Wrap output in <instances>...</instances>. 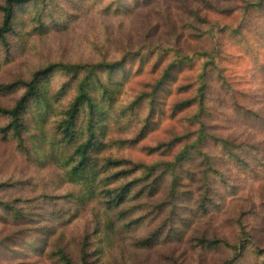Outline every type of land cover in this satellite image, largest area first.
I'll use <instances>...</instances> for the list:
<instances>
[{
    "label": "trees",
    "instance_id": "trees-1",
    "mask_svg": "<svg viewBox=\"0 0 264 264\" xmlns=\"http://www.w3.org/2000/svg\"><path fill=\"white\" fill-rule=\"evenodd\" d=\"M261 1L247 4L243 11L262 12ZM64 2L0 0V68L10 62V53H25L29 48L27 37L59 31L65 26L63 15L69 16V22L73 20L74 15L63 10ZM72 2L69 1L70 5H74ZM140 3L118 6L117 2L115 10L131 11ZM197 4L200 8L196 11L187 7L189 18L205 26L200 13L219 10L209 0H198ZM243 26L242 23L240 29ZM191 28L196 41L211 38L218 30ZM161 52L150 67V74L157 76L151 91L137 93L131 99L125 97L123 89L131 77V71L126 69L130 56L116 61L102 58L47 63L26 78L0 82V140L13 148L23 167L51 174L45 183L58 191L41 192L25 199H0V225L16 227L0 240L5 252L18 255L22 244L25 257L49 254L48 258L58 264H94L99 255L114 248L117 239H126L154 223L157 227L153 231L134 239L135 249H151L167 240L187 241L204 251L223 245L231 250L233 260L246 253L250 241L244 226V237L236 245L191 233L192 222L206 217L217 206L213 191L216 179L220 178L216 165L222 157L206 152L205 146H218L229 158L239 161L231 143L208 135L203 121L208 87L202 80L217 52L197 53L205 64L196 79L198 89L192 93H188L190 87L175 86L174 82L185 66L192 67L194 58L187 57L177 43ZM168 97L176 100L167 106L164 99ZM172 120L182 121L187 130L154 147L142 146L158 132L162 122ZM139 147L145 157L158 160L137 162L124 155L125 151ZM45 183L41 191L46 190ZM193 183L199 184L196 195L190 192ZM16 184L31 192L38 188L31 180ZM13 186L0 182V191ZM39 200L42 204H35ZM88 212L92 228L78 240L75 260L60 244L66 240L67 228ZM33 225H38L34 229L36 241L27 240ZM15 238L26 241L19 244ZM254 254L259 257L264 251L254 250Z\"/></svg>",
    "mask_w": 264,
    "mask_h": 264
},
{
    "label": "rangeland",
    "instance_id": "rangeland-1",
    "mask_svg": "<svg viewBox=\"0 0 264 264\" xmlns=\"http://www.w3.org/2000/svg\"><path fill=\"white\" fill-rule=\"evenodd\" d=\"M62 1H65L63 10L74 15L73 20L69 22V16L63 15L65 28L61 26L59 31L27 37L29 48L23 54L10 53V62L0 68V82L12 83L26 78L47 63L99 61L102 58L116 61L130 56L126 69L131 71V77L123 89L125 97L131 99L137 93L151 91L150 87L157 78L156 74H150L151 65L162 53L161 49H171L177 43L187 57L194 58V64L190 68L185 66L174 84L190 87L187 90L192 93L198 89L196 79L205 64L204 60L197 58V53L217 52L202 80L208 87L203 121L208 135L231 143L239 161L229 158L218 146L211 143L205 146L206 152L222 157L216 165L220 178L216 179L213 191L217 206L209 210L206 217L192 222L191 233L195 236L204 234L209 240L216 237L236 245L244 237L241 232V226H244L246 239L250 241L246 253L235 260L226 246L204 251L187 241L162 240L151 249L137 250L133 246L134 239L157 227L149 223L148 228L145 226L126 239H117L114 248L99 255L94 264H225L231 260V264H261L264 255L256 257L254 250L264 251V9L254 14L243 11L247 4L256 5L261 0H209L219 12L202 11L200 16L204 18L205 26L189 18V9L196 11L200 8L198 0H72L74 5H70V0ZM138 1H141V6L131 11L115 10L117 2L118 6H132ZM261 3L264 4V0ZM242 23L244 26L240 29ZM192 26L204 31L218 30L213 37L196 41ZM55 81L60 82L58 77ZM175 100L168 97L164 103L168 106ZM184 130L187 128L182 121L162 122L158 132L150 135L142 146L154 147L159 142H167L173 135L184 133ZM124 155L137 162L158 160L145 157L140 147L125 151ZM50 176L48 172L40 173L23 167L13 148L0 140V182L14 185L0 191V199L32 198L41 192L58 193L45 183ZM26 180H31L33 186L37 185V190L31 192L16 184ZM43 183L47 186L41 191ZM198 187V183H193L190 192L198 194ZM37 203L42 204L40 200ZM191 203L188 205L192 208L194 205ZM91 219L88 212L75 220L67 228L66 240L60 244L75 260L78 240L92 228ZM42 225L48 226V223ZM37 226L33 225L28 230L27 240H37L34 233ZM14 228L0 225V240L10 235ZM15 240L20 244L26 238ZM5 245L12 244L5 242ZM18 253L5 252L0 246V264H58L48 258L49 254L25 257L22 244Z\"/></svg>",
    "mask_w": 264,
    "mask_h": 264
}]
</instances>
